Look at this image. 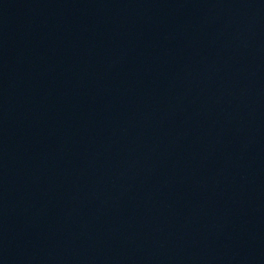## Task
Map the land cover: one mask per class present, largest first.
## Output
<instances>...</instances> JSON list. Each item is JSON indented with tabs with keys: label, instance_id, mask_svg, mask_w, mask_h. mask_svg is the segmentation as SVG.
Returning <instances> with one entry per match:
<instances>
[{
	"label": "water",
	"instance_id": "water-1",
	"mask_svg": "<svg viewBox=\"0 0 264 264\" xmlns=\"http://www.w3.org/2000/svg\"><path fill=\"white\" fill-rule=\"evenodd\" d=\"M0 264H264V0H0Z\"/></svg>",
	"mask_w": 264,
	"mask_h": 264
}]
</instances>
